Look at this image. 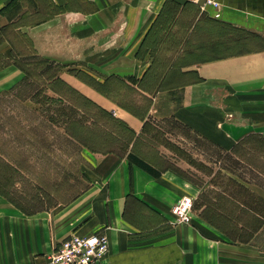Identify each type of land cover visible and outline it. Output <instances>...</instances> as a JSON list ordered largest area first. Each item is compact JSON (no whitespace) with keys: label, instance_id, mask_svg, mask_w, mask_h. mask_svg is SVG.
<instances>
[{"label":"crops","instance_id":"0c3cea01","mask_svg":"<svg viewBox=\"0 0 264 264\" xmlns=\"http://www.w3.org/2000/svg\"><path fill=\"white\" fill-rule=\"evenodd\" d=\"M216 1L218 8L206 0H0V29L11 25L30 37L33 59L58 66L57 80L133 133L124 150L78 140L86 186L69 201L28 210L0 187V264H49L65 238L94 232L109 239L96 264H264V218L259 224L253 201L235 200L241 212L233 215L223 207L213 216L193 208L189 222H177L174 204L184 195L196 199L202 188L137 148L151 130L173 141L187 138L185 130L223 150L252 133L264 135V0ZM244 32L256 43L244 44ZM16 46L12 35H2L0 94L28 79ZM114 79L137 96L138 108L102 89ZM37 108L26 102L0 109V161L16 176L11 191L45 190L49 177L61 174L59 148L53 172L50 163L60 137L52 142L50 121L36 131ZM24 177L28 187H21Z\"/></svg>","mask_w":264,"mask_h":264},{"label":"rangeland","instance_id":"374dc122","mask_svg":"<svg viewBox=\"0 0 264 264\" xmlns=\"http://www.w3.org/2000/svg\"><path fill=\"white\" fill-rule=\"evenodd\" d=\"M4 33L16 39V60L26 66L28 79L17 91L0 94V109L2 105L26 102L37 104L38 111L34 112L36 131H42V121H45L46 126L47 121H50L49 134L52 142L58 141V137L61 140L59 147L57 143L51 145L52 172L58 168V159L54 158L58 157L59 149V155L61 158L65 155V158L60 162L61 174L50 176L51 182H48L45 190L26 192L10 190L16 176L13 175L10 164L4 160L0 161V187L7 189L4 193L28 210L46 202L53 204L69 201L86 186L82 174L84 156L80 152L81 143L78 140L99 150H124L127 148L126 140L133 138V133L123 121L114 118L97 102L80 96L75 90L57 80L58 66L49 65L44 59H33L35 48L30 37L16 32L11 25ZM243 35L244 44L256 43L253 36L245 32ZM101 87L114 100L134 108L139 107L137 96L121 81L114 79ZM54 89L59 90L62 96L56 95ZM80 106L83 111H78ZM181 132L188 137L183 139L176 136L173 141L164 133L151 130V141L156 140L158 143H150L147 137L138 143L137 148L139 147L140 152L155 157L154 161L159 166L178 170L202 188L193 208H202L205 214L212 216L217 215L218 207L234 212L229 194L253 203L259 196V203L264 206V139L260 137L264 136L263 134L252 133L260 136L248 139L234 153L231 150H223L196 134L186 133L185 130ZM118 136L124 138L125 143H116L115 138ZM44 178L48 181V177ZM20 180L24 184L21 187H28L26 177ZM246 184L251 186H245Z\"/></svg>","mask_w":264,"mask_h":264},{"label":"built area","instance_id":"2783aa9c","mask_svg":"<svg viewBox=\"0 0 264 264\" xmlns=\"http://www.w3.org/2000/svg\"><path fill=\"white\" fill-rule=\"evenodd\" d=\"M216 8L219 2L206 0ZM219 13L217 12V15ZM195 199L190 195L181 197L172 207L177 222H189ZM109 251V239L103 232L72 234L65 238L49 256V264H96L105 259Z\"/></svg>","mask_w":264,"mask_h":264},{"label":"trees","instance_id":"16d2710c","mask_svg":"<svg viewBox=\"0 0 264 264\" xmlns=\"http://www.w3.org/2000/svg\"><path fill=\"white\" fill-rule=\"evenodd\" d=\"M7 27H9V26H4V27H2V28L0 29V39L2 38V35L4 34V32H5V30H6ZM16 62H17L19 65H21L23 68H25L26 71L28 72L26 66H25L22 62H20V61H18V60H16ZM253 136H260V135H258V134H257V135H255V134L248 135L247 137H245L244 139H242L240 142H238L236 145H234V147L231 149V151L235 153L240 145L246 143V141H247L248 139L252 138ZM260 137H261L262 139H264V136H260ZM128 156H129V158H130L132 161H134L135 163H137L139 166H141V167L144 168L145 170L149 171L150 173L154 174L155 176H159V175L161 174V171H160L158 168H156L154 165H152L151 163H149V162L146 161L145 159H143V158L137 156L135 153H133V152H129ZM229 197L232 198V199L230 200L231 204L234 203L235 200H242L241 198L236 197L234 194H229ZM257 197H258V198H257V201H255V203H253V206H252L251 209H252L253 211H255V212H258V214H259V224H261V221H262L261 219L264 218V206H262V205L259 203V196H257ZM232 206H233V204H232ZM225 210H226V209H225ZM235 210L241 212L240 209H237V208H236ZM235 210H234V212H235ZM226 212H227V215H233V213H234V212H231V211H228V210H226ZM229 212H231V213H229ZM240 214H241V213H240Z\"/></svg>","mask_w":264,"mask_h":264},{"label":"water","instance_id":"95a60500","mask_svg":"<svg viewBox=\"0 0 264 264\" xmlns=\"http://www.w3.org/2000/svg\"><path fill=\"white\" fill-rule=\"evenodd\" d=\"M199 4H203L204 0H198Z\"/></svg>","mask_w":264,"mask_h":264}]
</instances>
